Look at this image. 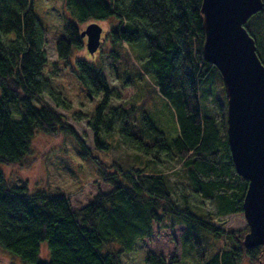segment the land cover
Returning <instances> with one entry per match:
<instances>
[{
    "label": "trees",
    "instance_id": "16d2710c",
    "mask_svg": "<svg viewBox=\"0 0 264 264\" xmlns=\"http://www.w3.org/2000/svg\"><path fill=\"white\" fill-rule=\"evenodd\" d=\"M202 1L64 0L72 16H65L66 35L57 40L56 50L64 64L70 63L73 48L84 45L81 24L112 14L120 18L119 24L109 30L111 55L119 63L123 62L120 54L123 42L135 43L144 35L155 84L174 109L178 135L175 139L167 137L142 102L109 107L114 90L104 69L78 58L73 71L81 84L90 96L103 93L102 101L89 119L95 147L97 150L111 148L104 135L116 131L124 144L141 153L156 157L160 152L176 154L195 190L215 199V214L225 215L243 211L248 180L236 172L232 160L227 107H224V116L219 108L217 119L200 106L199 97L205 84L221 80L224 85L219 69L203 54ZM244 25L255 39L257 54L264 65V6ZM48 64L44 31L34 10V0H0L2 247L31 264H122V254L133 250L139 239L152 235L155 223L161 224L169 217L171 222L187 225L182 253H187L186 236L192 237L191 233L195 236L192 240L196 251L191 250L190 254L196 262L191 264H240L245 254L252 261L257 259L264 245L245 247L243 232L228 234L227 247L203 251L196 232L217 237L223 232L211 223L212 214L197 215L188 205L179 208L171 197L168 179L161 174L144 172L134 165L127 169L114 164L115 167L107 166L87 146L76 128L64 120L61 112L46 103L36 104L34 101L47 91L57 106L63 109L71 106L61 91L48 90V82L43 77ZM11 106L20 112L19 119L13 117ZM135 111L137 115L133 114ZM41 131L64 136L67 146L58 154L73 169L75 166L80 170L76 181L100 178L112 185L111 190L97 192L91 202L75 209L67 195L29 193L25 181L10 185L2 165L21 162L30 150L33 137ZM43 240L49 245L47 259L39 257ZM175 263L185 264L183 258L168 261L156 253L146 256V264Z\"/></svg>",
    "mask_w": 264,
    "mask_h": 264
},
{
    "label": "rangeland",
    "instance_id": "374dc122",
    "mask_svg": "<svg viewBox=\"0 0 264 264\" xmlns=\"http://www.w3.org/2000/svg\"><path fill=\"white\" fill-rule=\"evenodd\" d=\"M34 10L44 31V49L49 58V64L43 72V77L48 82V90L61 91L64 97L71 102V106L68 109L57 106L47 91L41 93L34 102L49 104L61 112L64 115V120L76 128L87 146L107 166L114 164L127 169L134 165L143 169L144 172L161 174L168 179L171 197L179 208L188 205L190 210L197 215L212 214L211 223L224 233L222 232L221 236L217 237L214 234L204 236L203 232H196V238L201 239L200 244L203 251L206 252L209 249L216 251L218 248L227 247L229 244L228 234L232 232H237V234L243 232L245 236L249 231V226L243 211L225 215L215 214L217 201L205 197L195 190L187 177L183 163L176 154L160 152L156 153L157 158L141 153L135 147L124 144L116 131L111 135H104L105 140L111 143V148L96 149L94 131L89 126V119L102 101L103 93L90 96L88 90L81 84L73 71L78 58H84L104 69L109 86L114 90L109 107H116L122 103L128 105L142 102L155 124L167 137L175 139L178 135V123L174 109L155 84L156 76L150 67L145 36L141 35L140 40L135 43L123 42L120 47L123 62L119 59L121 62L119 63L111 55L112 42L109 36V30L119 24V16L112 14L104 19L91 18L81 24V29L91 22H98L105 32V38L100 48L91 54L87 49V40L84 37V45L75 46L70 56L71 62L64 64L58 58L56 50L57 40L66 35L65 16H72L64 0H34ZM54 61L56 64H52ZM115 64L119 68H116ZM199 102L201 109L203 107V111L205 110L208 115L219 119V108H221L223 111L221 116H224V107H227L225 84L223 85L221 80L211 81L208 86L205 84L201 89ZM11 110L14 118L21 117L20 112L14 106H11ZM137 113L138 111H135L133 114L137 115ZM66 146V139L62 134L37 132L33 137L28 154L21 162L2 165L7 182L10 185H19L25 181L28 184L29 193L44 191L67 195L71 206L75 209L91 202L97 192L110 191L112 185L100 178H90L85 182L76 181L80 170L75 169V166L73 169L71 164L62 160L58 154V152L64 151ZM167 218L161 224L159 222L154 224L152 235L139 239L133 250L122 254V264H146V256L149 253L162 255L168 261L170 258H175L178 261L183 258L185 264L196 262L190 254L191 250L196 251L195 243L192 240V237L195 238L194 234H190L192 237L187 238L186 236L187 253H182L185 250L183 246L187 225L183 222H171L172 220ZM39 257L41 259L49 257V245L46 240L40 243ZM0 264L31 263L24 261L19 254L0 245ZM240 264H264V251L258 254L255 261L245 254Z\"/></svg>",
    "mask_w": 264,
    "mask_h": 264
},
{
    "label": "water",
    "instance_id": "95a60500",
    "mask_svg": "<svg viewBox=\"0 0 264 264\" xmlns=\"http://www.w3.org/2000/svg\"><path fill=\"white\" fill-rule=\"evenodd\" d=\"M263 0H203V54L222 74L227 96V133L236 172L248 180L243 213L247 248L264 245V65L244 23ZM103 27L91 22L80 30L94 54Z\"/></svg>",
    "mask_w": 264,
    "mask_h": 264
},
{
    "label": "flooded vegetation",
    "instance_id": "af4514ba",
    "mask_svg": "<svg viewBox=\"0 0 264 264\" xmlns=\"http://www.w3.org/2000/svg\"><path fill=\"white\" fill-rule=\"evenodd\" d=\"M86 38V37H85ZM104 38H105V32H104V30H103V33H102V41L104 40Z\"/></svg>",
    "mask_w": 264,
    "mask_h": 264
},
{
    "label": "bare ground",
    "instance_id": "6f19581e",
    "mask_svg": "<svg viewBox=\"0 0 264 264\" xmlns=\"http://www.w3.org/2000/svg\"><path fill=\"white\" fill-rule=\"evenodd\" d=\"M84 38V37H83Z\"/></svg>",
    "mask_w": 264,
    "mask_h": 264
}]
</instances>
